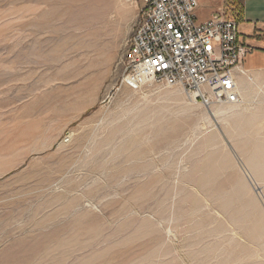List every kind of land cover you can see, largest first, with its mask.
<instances>
[{
  "label": "rangeland",
  "instance_id": "1",
  "mask_svg": "<svg viewBox=\"0 0 264 264\" xmlns=\"http://www.w3.org/2000/svg\"><path fill=\"white\" fill-rule=\"evenodd\" d=\"M140 3L0 0V264H264V74L220 120L120 85Z\"/></svg>",
  "mask_w": 264,
  "mask_h": 264
},
{
  "label": "built area",
  "instance_id": "2",
  "mask_svg": "<svg viewBox=\"0 0 264 264\" xmlns=\"http://www.w3.org/2000/svg\"><path fill=\"white\" fill-rule=\"evenodd\" d=\"M140 1L127 41L120 85L176 86L205 106L239 100L235 72L249 47L238 40V24L223 9L198 21L197 0Z\"/></svg>",
  "mask_w": 264,
  "mask_h": 264
},
{
  "label": "crops",
  "instance_id": "3",
  "mask_svg": "<svg viewBox=\"0 0 264 264\" xmlns=\"http://www.w3.org/2000/svg\"><path fill=\"white\" fill-rule=\"evenodd\" d=\"M196 18L202 22L217 10L223 9L226 16L234 18L232 13L238 9V40L249 47L241 58L235 78L249 73L254 78L264 74V0H197ZM141 5V3H140ZM239 75L237 76V74ZM236 80V81H237Z\"/></svg>",
  "mask_w": 264,
  "mask_h": 264
},
{
  "label": "bare ground",
  "instance_id": "4",
  "mask_svg": "<svg viewBox=\"0 0 264 264\" xmlns=\"http://www.w3.org/2000/svg\"><path fill=\"white\" fill-rule=\"evenodd\" d=\"M249 81H251V75L248 76L247 73H245L244 75L240 74L238 77L237 82H235V91L237 92V94L241 93L243 94V96L247 97L249 96ZM178 93L177 90H173L170 91L169 93L164 94V97L166 99H174L177 98ZM239 101V100H238ZM231 102V103H227V102H220L219 105L217 106H212L211 107V112L210 115L212 117H218L219 120L220 119H228L230 117H234L236 115H240L242 113L247 112L248 110H250L251 108L249 107V105H245L242 106V104L240 102ZM205 120H210V116L208 114H205ZM246 153V159L249 163L250 169L253 173V175H255V177L261 181L264 182V166L260 165L257 158L254 157L251 153H249V151H245ZM256 200V199H255ZM257 201V200H256ZM254 202V210L258 211L260 213V215L264 218V209L262 207V205L259 202ZM246 209H248L250 212L253 211L252 207L250 206V204H246ZM259 230H260V237L263 239L264 242V224H261L259 226ZM264 244V243H263Z\"/></svg>",
  "mask_w": 264,
  "mask_h": 264
},
{
  "label": "trees",
  "instance_id": "5",
  "mask_svg": "<svg viewBox=\"0 0 264 264\" xmlns=\"http://www.w3.org/2000/svg\"><path fill=\"white\" fill-rule=\"evenodd\" d=\"M237 11H239V10L236 9V11H234V12L232 13V16H233L235 19H238V13H239V12H237Z\"/></svg>",
  "mask_w": 264,
  "mask_h": 264
}]
</instances>
